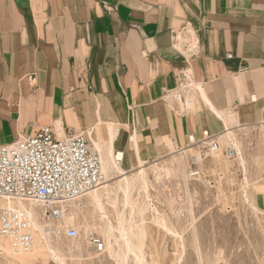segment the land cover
<instances>
[{"label":"crops","instance_id":"1","mask_svg":"<svg viewBox=\"0 0 264 264\" xmlns=\"http://www.w3.org/2000/svg\"><path fill=\"white\" fill-rule=\"evenodd\" d=\"M261 125L264 0H0V145L84 133L124 175Z\"/></svg>","mask_w":264,"mask_h":264},{"label":"rangeland","instance_id":"2","mask_svg":"<svg viewBox=\"0 0 264 264\" xmlns=\"http://www.w3.org/2000/svg\"><path fill=\"white\" fill-rule=\"evenodd\" d=\"M230 136L201 164L184 151L104 179L101 206L91 195L74 202L67 218L43 220L51 230L36 232L31 257L8 245L0 264H264V125Z\"/></svg>","mask_w":264,"mask_h":264},{"label":"built area","instance_id":"3","mask_svg":"<svg viewBox=\"0 0 264 264\" xmlns=\"http://www.w3.org/2000/svg\"><path fill=\"white\" fill-rule=\"evenodd\" d=\"M174 45L189 57L199 54V43L189 27L175 33ZM191 86L190 78L183 75L179 100ZM221 139L191 141L189 148L198 151L194 164L220 152ZM235 154L232 148L226 150L229 158ZM103 180L100 156L84 133L72 132L59 139L50 127H44L32 136L0 145V200L9 204L0 207V243H8L16 255L30 252L36 234L31 210H38L46 222H60L71 203L98 188ZM67 235L75 238L77 230L69 228Z\"/></svg>","mask_w":264,"mask_h":264},{"label":"bare ground","instance_id":"4","mask_svg":"<svg viewBox=\"0 0 264 264\" xmlns=\"http://www.w3.org/2000/svg\"><path fill=\"white\" fill-rule=\"evenodd\" d=\"M231 135V132H227L224 136H227L228 138H229V136ZM230 137H232V136H230ZM232 140V139H231ZM238 151V150H237ZM186 153V152H185ZM119 164V163H118ZM105 164L103 163V165H102V170H103V175H104V179H105V181L103 182V184H105V183H107V182H109V180L111 179V178H113V176H114V174L113 175H110V174H108L107 173V170H106V168H105ZM115 170H116V173H118V172H121L120 171V168H119V166L117 165V163L115 164ZM114 169V168H113ZM115 172V171H114ZM122 173V172H121ZM141 176H143V175H141ZM112 180V179H111ZM131 184H133V183H131V181L130 180H128L127 178H124V184L122 185L124 188V191L125 192H128V189L130 188V186H131ZM106 185V184H105ZM106 186H108V185H106ZM121 187V186H120ZM121 189V188H120ZM99 188L98 189H94V190H92V191H90L87 195H85L84 197H82V198H80V199H84V198H86L88 195H91V197H92V199L93 200H95V201H97V203H98V205H100L101 206V202H100V200H102V198H101V196L99 195ZM131 191V190H130ZM129 191V192H130ZM90 198V197H89ZM79 199V200H80ZM88 199V198H87ZM78 200V202H80ZM77 202V203H78ZM92 202V201H91ZM72 204H74V202L73 203H71L70 205H72ZM9 204H7V203H5L4 201H2V200H0V207H5V206H8ZM73 206V205H72ZM97 206V205H96ZM30 214H31V217H32V221H33V224H34V227H35V230H36V232L37 233H39V235H42V236H44V235H46V234H49V232H50V230H51V228L47 225V224H45V222H43V219H42V216H41V214L39 213V211L38 210H31V212H30ZM67 215V214H66ZM65 215V216H66ZM64 216V217H65ZM66 218H67V216H66ZM122 228V227H121ZM53 229V228H52ZM54 230V229H53ZM8 245L9 244H7L6 242L4 243L3 242V244L2 245H0V249H4V252H5V250H10L9 248H8ZM37 249V248H36ZM36 249H35V251H34V255L36 254ZM39 251V250H38ZM9 252H11V251H9ZM12 255H13V253H11ZM24 254V253H23ZM19 258H27V257H31V255L29 254V253H27V254H25V255H22V254H19V255H17ZM33 256V255H32Z\"/></svg>","mask_w":264,"mask_h":264}]
</instances>
